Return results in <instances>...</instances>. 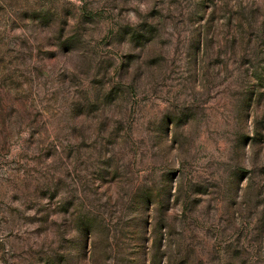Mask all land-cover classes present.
Returning <instances> with one entry per match:
<instances>
[{"label": "rangeland", "instance_id": "1", "mask_svg": "<svg viewBox=\"0 0 264 264\" xmlns=\"http://www.w3.org/2000/svg\"><path fill=\"white\" fill-rule=\"evenodd\" d=\"M0 264H264V0H0Z\"/></svg>", "mask_w": 264, "mask_h": 264}]
</instances>
